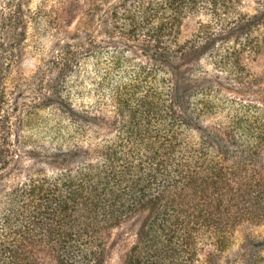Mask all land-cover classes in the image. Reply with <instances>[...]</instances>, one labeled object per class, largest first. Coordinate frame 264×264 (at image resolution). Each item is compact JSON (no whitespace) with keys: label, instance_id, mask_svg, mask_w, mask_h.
Here are the masks:
<instances>
[{"label":"trees","instance_id":"16d2710c","mask_svg":"<svg viewBox=\"0 0 264 264\" xmlns=\"http://www.w3.org/2000/svg\"><path fill=\"white\" fill-rule=\"evenodd\" d=\"M231 1L84 0L86 17L111 18L110 42L119 32L153 60L134 63L112 50L121 81L105 101L75 107L59 97L57 109L74 127L53 152L60 168L24 181L0 209V264H103L116 221L142 210L124 264H200L206 245L220 248L236 222H264V174L252 161L264 148V109L248 123L245 101L227 91L228 81L242 80L239 40L251 26L245 16L227 21ZM197 13L219 31L180 43L183 20ZM94 32L86 35L87 53H98ZM226 34L240 44L224 47V39L215 48ZM106 104L122 124L99 138L87 113ZM250 243L264 246V239Z\"/></svg>","mask_w":264,"mask_h":264},{"label":"rangeland","instance_id":"374dc122","mask_svg":"<svg viewBox=\"0 0 264 264\" xmlns=\"http://www.w3.org/2000/svg\"><path fill=\"white\" fill-rule=\"evenodd\" d=\"M231 5L227 21L245 16L251 26L239 40L245 44L242 43L243 51L237 57L242 80L228 81L227 91L245 101V116L252 123L257 116L261 118L264 109V0H232ZM83 11L84 0H0L1 210L6 209L8 197L19 191L24 181L37 175H51L60 168V163L51 162L53 152L74 127L66 124L69 117L57 109L59 97L69 96L75 107H88L98 99L105 101L111 87L121 81L111 69L112 50H119L120 55L134 63L153 60L141 45L132 39L125 42L119 32H115V43L110 42L107 29L111 27V18L100 24L98 18L90 19ZM256 14L258 17L253 18ZM211 20L204 13L186 17L179 42L202 38L203 29L211 30V35L214 30L219 31ZM208 24L212 27L206 28ZM95 25L102 27L92 29ZM91 31H95L99 41L96 54L84 51L86 35ZM226 35L217 39L215 48L222 47L224 39V47L240 44ZM209 52L210 49L204 52L203 62ZM101 81L102 91L98 86ZM87 114L96 117V122L89 126L103 132L99 138L115 132L122 124V116L111 104H106L98 115ZM95 143L96 139L91 147ZM252 146L249 142L248 151ZM252 161L264 174V148L258 149ZM145 216L142 210L116 221L103 264H124L126 253L137 243ZM228 239L220 248L206 245L200 264H264V246L250 243V239H264V222L238 221Z\"/></svg>","mask_w":264,"mask_h":264}]
</instances>
